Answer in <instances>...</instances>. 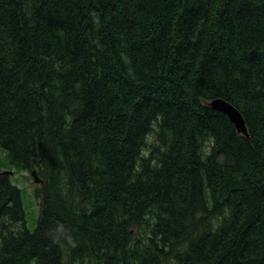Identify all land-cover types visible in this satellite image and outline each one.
I'll return each instance as SVG.
<instances>
[{
    "label": "trees",
    "instance_id": "trees-1",
    "mask_svg": "<svg viewBox=\"0 0 264 264\" xmlns=\"http://www.w3.org/2000/svg\"><path fill=\"white\" fill-rule=\"evenodd\" d=\"M0 148V264H264V0H0Z\"/></svg>",
    "mask_w": 264,
    "mask_h": 264
},
{
    "label": "rangeland",
    "instance_id": "rangeland-1",
    "mask_svg": "<svg viewBox=\"0 0 264 264\" xmlns=\"http://www.w3.org/2000/svg\"><path fill=\"white\" fill-rule=\"evenodd\" d=\"M4 172H8L7 177L11 184L20 191L24 213L27 219L25 225L30 229H33L40 218L39 216L41 214L42 206L41 195L37 193V190L41 185L35 181L33 176L34 173L39 181L36 172H29L13 165L8 153L0 148V173ZM12 228L17 230L18 227L14 225ZM155 250L156 253L163 258V252L159 249ZM167 264H173V262L168 260Z\"/></svg>",
    "mask_w": 264,
    "mask_h": 264
},
{
    "label": "water",
    "instance_id": "water-1",
    "mask_svg": "<svg viewBox=\"0 0 264 264\" xmlns=\"http://www.w3.org/2000/svg\"><path fill=\"white\" fill-rule=\"evenodd\" d=\"M210 105L213 110L225 114L239 133L247 135L244 117L237 107L224 99H214ZM0 175L8 176V172Z\"/></svg>",
    "mask_w": 264,
    "mask_h": 264
},
{
    "label": "bare ground",
    "instance_id": "bare-ground-1",
    "mask_svg": "<svg viewBox=\"0 0 264 264\" xmlns=\"http://www.w3.org/2000/svg\"><path fill=\"white\" fill-rule=\"evenodd\" d=\"M217 99H222V98H217ZM33 176H34V178H35V181L37 182V183H39V181L37 180V178H36V175L33 173Z\"/></svg>",
    "mask_w": 264,
    "mask_h": 264
}]
</instances>
